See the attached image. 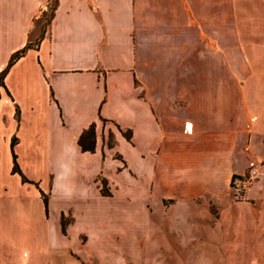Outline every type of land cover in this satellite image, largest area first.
Instances as JSON below:
<instances>
[{
  "label": "crops",
  "instance_id": "0c3cea01",
  "mask_svg": "<svg viewBox=\"0 0 264 264\" xmlns=\"http://www.w3.org/2000/svg\"><path fill=\"white\" fill-rule=\"evenodd\" d=\"M236 3L0 0V75L25 49L0 82V200L12 198L3 177L16 174L13 155L19 168L23 158L50 168L48 186L35 188L34 239H13L0 213V264H81L67 247L88 264H180L195 242L209 248L204 264H264V225L250 212L232 222L225 208L209 223V199H224L245 173L242 124L261 109L250 94L241 118V97L226 100L224 80H209L226 52L245 55L241 29L259 22Z\"/></svg>",
  "mask_w": 264,
  "mask_h": 264
},
{
  "label": "rangeland",
  "instance_id": "374dc122",
  "mask_svg": "<svg viewBox=\"0 0 264 264\" xmlns=\"http://www.w3.org/2000/svg\"><path fill=\"white\" fill-rule=\"evenodd\" d=\"M236 2L238 7L248 11V16L252 15L254 18H258L259 22H255L256 24L253 22L249 23L248 19L246 23L247 29H245V31L241 29V36L245 41L243 46L246 52L245 55L226 52L224 60H220L223 62L222 66L220 63L218 70L214 69L209 71V80L211 82L216 79L224 80V87L222 88L221 94L224 95L226 100L231 99L235 95L241 97V118H243L244 114L246 116L248 115L250 94L253 96L251 98V100L253 99L252 102L257 108L261 107V109L259 112L260 114L257 113V118H253L251 126L247 125L248 121L242 124V133L247 132L249 135V137L247 135L245 146L248 152V165L244 171V175L232 178L230 191L224 199L217 202L209 199V223L213 226L220 222V212L225 208L230 209L231 213H233L230 217L232 222H235V219L239 217L238 212H250L251 220H254L257 224L263 223L264 225V0H236ZM52 11L53 3L47 7L38 20V25L42 33L45 31L50 21ZM226 27L228 28V26ZM229 27H231V25ZM249 27L251 29H249ZM255 27L256 29H254ZM228 31L229 30H227L226 35L229 36L231 33ZM211 82L210 90H216V86H213ZM251 133L254 134L255 137L253 141L250 140ZM21 161L23 164V168H20L21 172L30 182L21 184V176L18 173L5 175V177H3L5 181V192L10 194L12 198L10 202L0 200V213L3 218L7 219L8 223L6 225H9L10 222L12 224V226L10 224L9 228L12 238L20 242L22 241L24 244L26 239H28V235L30 236L32 234L33 238L40 233V199L35 195V188L48 186V171L50 168L36 166L33 162L31 163L30 160L27 162L24 158ZM254 166L257 167L258 173L257 176L252 179L249 177V173ZM57 206L58 203L53 202L51 208L50 219L51 225L54 228L58 219L56 214ZM14 209H16L15 212H13ZM23 218L26 219L25 227L27 226V228L25 230L19 227L20 224L24 222L21 220ZM64 221L70 222L71 217H66ZM227 223H229V220H227ZM27 232H29V234ZM202 234L206 235L207 233L202 232ZM79 239L81 244L86 245L88 236L86 233L81 232ZM53 244L54 243L51 241L48 249L53 251L52 257L56 259L57 247ZM197 245L199 244L195 242L184 247V252L181 256L183 260L179 261L180 264H192L195 261L197 263L199 262L198 264H204V260H201L202 252L209 248ZM67 248L68 249H65L64 253L66 257L70 258V263L75 261L81 264H88V262H85L80 254L74 252L71 247ZM168 249H170L168 245L165 246V251L163 253L167 254ZM42 255H44V253H42ZM214 257L216 260L218 259V257ZM210 260H212V258H210ZM216 260L209 264H216ZM41 264H51V262L44 261ZM171 264L173 263L171 262Z\"/></svg>",
  "mask_w": 264,
  "mask_h": 264
},
{
  "label": "trees",
  "instance_id": "16d2710c",
  "mask_svg": "<svg viewBox=\"0 0 264 264\" xmlns=\"http://www.w3.org/2000/svg\"><path fill=\"white\" fill-rule=\"evenodd\" d=\"M53 12V11H52ZM52 15V13H51ZM25 49H22L18 52H16L15 54L12 55V57L10 58L8 64L6 65V67L4 68V70L1 72V75H0V82L2 80V78L4 77V75L6 74V72L8 71V69L11 67V65L20 57L23 55ZM92 132V127H90L88 130H86L80 137V143L83 144L86 139L89 140V134ZM13 143V142H12ZM86 147V146H85ZM14 157V165H13V168H12V172L13 173H18L20 174L21 176V180L22 182H30L27 178L24 177V175L22 174L18 164L16 163L15 161V155H13ZM41 192V191H40ZM43 195V194H42ZM44 202H45V205H46V198L44 197Z\"/></svg>",
  "mask_w": 264,
  "mask_h": 264
},
{
  "label": "built area",
  "instance_id": "2783aa9c",
  "mask_svg": "<svg viewBox=\"0 0 264 264\" xmlns=\"http://www.w3.org/2000/svg\"><path fill=\"white\" fill-rule=\"evenodd\" d=\"M257 171H258L257 167L254 166L253 168H251L250 173H249V175H250L249 177L252 179L255 178L257 176V173H258Z\"/></svg>",
  "mask_w": 264,
  "mask_h": 264
},
{
  "label": "bare ground",
  "instance_id": "6f19581e",
  "mask_svg": "<svg viewBox=\"0 0 264 264\" xmlns=\"http://www.w3.org/2000/svg\"><path fill=\"white\" fill-rule=\"evenodd\" d=\"M258 172V171H257Z\"/></svg>",
  "mask_w": 264,
  "mask_h": 264
}]
</instances>
